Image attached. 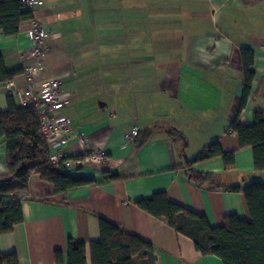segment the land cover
I'll use <instances>...</instances> for the list:
<instances>
[{
  "label": "crops",
  "instance_id": "obj_1",
  "mask_svg": "<svg viewBox=\"0 0 264 264\" xmlns=\"http://www.w3.org/2000/svg\"><path fill=\"white\" fill-rule=\"evenodd\" d=\"M38 1L34 16L48 31L46 68L33 78L23 72L10 82L26 87L30 79L37 85L60 79L71 93L63 112L72 117L75 133H87L85 146L73 142L70 148L83 154L102 147L108 156L77 174L93 176L95 183L66 195L35 174L28 189L13 195L22 202L24 220L0 234V252L16 251L20 264H68V240L74 237L86 243L87 264H92L90 243L100 238V219L107 218L150 240L157 264H224L136 201L164 191L205 214L213 226L231 213L251 218L243 191L199 186L187 172H213L221 185L264 181L253 149L239 148L238 134L229 131L243 93L242 47L255 51L256 77L239 119L252 123L255 108H264V0ZM27 26L28 21L17 34H0L8 69L21 67V51L31 46ZM154 45L166 51L155 56L158 63L146 60L143 51L130 55L131 48ZM99 64L102 71L95 70ZM8 83L0 84V111L8 107ZM147 127L154 133L140 149L135 138L124 137ZM170 127L185 134V153L168 134ZM214 140L226 151L236 150L233 169H226L222 157L188 164L187 158ZM106 170L118 178L106 177ZM11 177L0 142V181ZM56 250L62 251V262Z\"/></svg>",
  "mask_w": 264,
  "mask_h": 264
},
{
  "label": "trees",
  "instance_id": "obj_2",
  "mask_svg": "<svg viewBox=\"0 0 264 264\" xmlns=\"http://www.w3.org/2000/svg\"><path fill=\"white\" fill-rule=\"evenodd\" d=\"M34 16L21 0H0V34H17L24 22ZM244 81L242 99L229 131L239 137V148L251 147L255 167L264 171V108L254 110L253 122L240 121V114L246 107L253 91L256 77L255 51L242 47ZM24 72L23 67L8 69L0 53V84L13 80ZM8 107L0 111V142L6 148V164L12 177L0 181V234L14 230L24 220L22 202L13 196L17 190L28 189L35 174L53 183L55 192L66 195L74 187L95 183L93 176L76 175L54 167L49 162V147L42 131L37 109L31 104H18L12 94L7 96ZM175 141L184 147L188 145L185 134L176 127L167 129ZM154 127L138 131L135 137L137 149L142 148L152 137ZM236 150H224L219 140L205 145L193 158H187L189 165L222 157L226 169L235 167ZM106 177L118 178L115 172H104ZM190 180L199 186H223L234 191H243L251 218L235 213L226 215L221 225L210 224L205 214L193 211L187 206L169 198L164 191L136 201L138 206L154 216L166 220L176 231L189 236L204 255L215 254L224 264H264V181L254 180L244 186L240 184L221 185L215 173L190 169ZM100 238L90 243L92 264H157L152 242L125 229L121 224L107 218L100 219ZM87 247L84 241L70 237L68 240V264H87ZM58 262L64 260L61 250L55 251ZM0 264H20L16 251L0 252Z\"/></svg>",
  "mask_w": 264,
  "mask_h": 264
},
{
  "label": "built area",
  "instance_id": "obj_3",
  "mask_svg": "<svg viewBox=\"0 0 264 264\" xmlns=\"http://www.w3.org/2000/svg\"><path fill=\"white\" fill-rule=\"evenodd\" d=\"M26 8L36 9L38 0H21ZM27 35L31 46L21 51L22 67L24 73L30 78L34 74L45 70L43 61L45 55V42L48 31L43 27L40 20L33 16L28 21ZM8 91L21 104H31L37 109L39 122L49 147V162L56 168L79 174L88 166L99 164L106 160L108 150L106 148H88L83 154L70 148L73 142L82 145L87 143L85 130L75 133L73 119L63 112L69 102L70 91L65 90L60 79H49L41 85H37L34 79H30L26 87H16L8 81ZM137 129L126 132L124 137L132 141L138 134Z\"/></svg>",
  "mask_w": 264,
  "mask_h": 264
},
{
  "label": "rangeland",
  "instance_id": "obj_4",
  "mask_svg": "<svg viewBox=\"0 0 264 264\" xmlns=\"http://www.w3.org/2000/svg\"><path fill=\"white\" fill-rule=\"evenodd\" d=\"M151 43H152V45L154 44L153 42H151ZM142 51H143L144 54H147L146 60H152L153 59V61H154L153 63H158V62H156L158 60L155 59V56L156 57L157 56H161V54H165L166 53L165 50H162V48L156 47L154 45V46H151V47H144V48H142V46H141V48H131L130 55H136L137 56V55L140 54L142 56ZM100 65L101 64H99L97 66V68L95 69L96 71H99V70L102 71L101 68H100ZM156 65H157V67L163 68L165 64L162 63V62H159V64H156ZM109 110H110V108L106 109L107 112H109Z\"/></svg>",
  "mask_w": 264,
  "mask_h": 264
}]
</instances>
